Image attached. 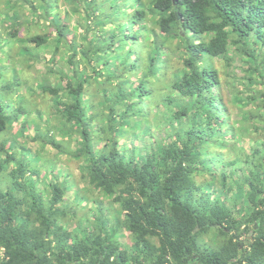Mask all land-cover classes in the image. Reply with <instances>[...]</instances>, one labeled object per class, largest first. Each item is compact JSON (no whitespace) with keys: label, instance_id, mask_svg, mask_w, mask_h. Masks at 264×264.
Segmentation results:
<instances>
[{"label":"trees","instance_id":"trees-1","mask_svg":"<svg viewBox=\"0 0 264 264\" xmlns=\"http://www.w3.org/2000/svg\"><path fill=\"white\" fill-rule=\"evenodd\" d=\"M0 264H264V0H0Z\"/></svg>","mask_w":264,"mask_h":264},{"label":"rangeland","instance_id":"rangeland-1","mask_svg":"<svg viewBox=\"0 0 264 264\" xmlns=\"http://www.w3.org/2000/svg\"><path fill=\"white\" fill-rule=\"evenodd\" d=\"M247 142H249V139L247 140ZM243 144V143H242ZM45 154L48 155L49 154V151L48 150H45ZM82 214H84L83 212H78V216H81ZM89 215H92L93 212H88Z\"/></svg>","mask_w":264,"mask_h":264}]
</instances>
